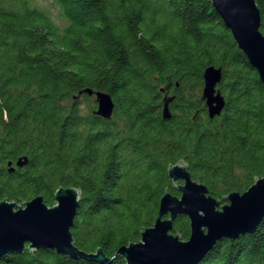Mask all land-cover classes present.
Returning a JSON list of instances; mask_svg holds the SVG:
<instances>
[{
	"label": "trees",
	"instance_id": "trees-1",
	"mask_svg": "<svg viewBox=\"0 0 264 264\" xmlns=\"http://www.w3.org/2000/svg\"><path fill=\"white\" fill-rule=\"evenodd\" d=\"M255 1L264 35V0ZM53 3L63 30L34 0H0V201L41 196L52 207L60 187L78 189L75 245L111 258L155 224L167 189L181 196L170 165L183 160L222 204L264 176V85L209 1ZM210 66L223 70L225 107L214 119L202 96ZM85 89L111 96L110 120ZM173 233L189 240V219L178 218ZM0 264L98 263L39 250ZM199 264H264V220Z\"/></svg>",
	"mask_w": 264,
	"mask_h": 264
},
{
	"label": "water",
	"instance_id": "water-1",
	"mask_svg": "<svg viewBox=\"0 0 264 264\" xmlns=\"http://www.w3.org/2000/svg\"><path fill=\"white\" fill-rule=\"evenodd\" d=\"M231 31L239 49L258 72L264 85V35L261 32V12L255 0H207ZM203 100L210 119L219 117L225 99L217 90L223 79L222 68L210 66L203 73ZM96 97V114L106 120L112 118L115 105L111 96L85 89ZM165 102L163 118L169 120V103ZM27 160L18 162L19 167ZM168 177L181 194L174 196L169 189L160 201L155 224L142 231L138 243L122 246L108 258L101 248L86 253L75 245L71 232L81 203V192L76 188L60 187L55 205L49 207L39 196L22 204L0 201V257L21 255L39 250H53L75 261L114 264L120 257L126 264H199L221 240L236 241L241 236L254 234L264 220V176L243 194L233 192L225 203L209 195L208 189L194 181L188 165L182 160L168 167ZM182 182V183H180ZM182 216L189 219L190 238L182 240L171 235L173 225Z\"/></svg>",
	"mask_w": 264,
	"mask_h": 264
},
{
	"label": "rangeland",
	"instance_id": "rangeland-1",
	"mask_svg": "<svg viewBox=\"0 0 264 264\" xmlns=\"http://www.w3.org/2000/svg\"><path fill=\"white\" fill-rule=\"evenodd\" d=\"M34 4L42 10L49 12L54 22L59 26L61 30L68 26L66 20L61 16L60 9L53 3V0H34ZM86 102V99L83 98V106L86 105Z\"/></svg>",
	"mask_w": 264,
	"mask_h": 264
},
{
	"label": "flooded vegetation",
	"instance_id": "flooded-vegetation-1",
	"mask_svg": "<svg viewBox=\"0 0 264 264\" xmlns=\"http://www.w3.org/2000/svg\"><path fill=\"white\" fill-rule=\"evenodd\" d=\"M171 235H174V233L172 232V233H170Z\"/></svg>",
	"mask_w": 264,
	"mask_h": 264
}]
</instances>
